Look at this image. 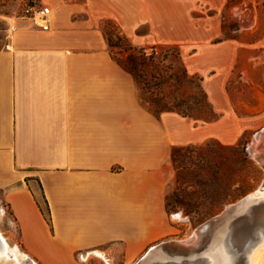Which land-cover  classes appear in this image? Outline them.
Listing matches in <instances>:
<instances>
[{
	"label": "crops",
	"instance_id": "1",
	"mask_svg": "<svg viewBox=\"0 0 264 264\" xmlns=\"http://www.w3.org/2000/svg\"><path fill=\"white\" fill-rule=\"evenodd\" d=\"M27 1L0 11V193L19 245L38 262L134 260L172 233L167 187L190 122L144 104L112 58L93 27L110 0H33L51 7L47 31L22 17Z\"/></svg>",
	"mask_w": 264,
	"mask_h": 264
},
{
	"label": "rangeland",
	"instance_id": "2",
	"mask_svg": "<svg viewBox=\"0 0 264 264\" xmlns=\"http://www.w3.org/2000/svg\"><path fill=\"white\" fill-rule=\"evenodd\" d=\"M19 1L0 0V11L19 10ZM109 13L93 27L136 78L143 103L190 122L167 187L172 233L151 246L188 239L264 185V133L256 135L264 128V0H110ZM232 40L242 41L239 61ZM0 233L20 256L0 264H136L151 247L134 260L94 251L88 259L79 253L39 263L22 252L1 193Z\"/></svg>",
	"mask_w": 264,
	"mask_h": 264
},
{
	"label": "water",
	"instance_id": "3",
	"mask_svg": "<svg viewBox=\"0 0 264 264\" xmlns=\"http://www.w3.org/2000/svg\"><path fill=\"white\" fill-rule=\"evenodd\" d=\"M264 133V128L256 133ZM264 240V185L199 225L185 240L161 241L136 264H249ZM227 256L222 260V252Z\"/></svg>",
	"mask_w": 264,
	"mask_h": 264
},
{
	"label": "built area",
	"instance_id": "4",
	"mask_svg": "<svg viewBox=\"0 0 264 264\" xmlns=\"http://www.w3.org/2000/svg\"><path fill=\"white\" fill-rule=\"evenodd\" d=\"M21 15L30 20L33 25L43 31L51 28L53 22V13L48 5L38 4L35 2H25L21 5ZM84 253H80L82 256Z\"/></svg>",
	"mask_w": 264,
	"mask_h": 264
},
{
	"label": "bare ground",
	"instance_id": "5",
	"mask_svg": "<svg viewBox=\"0 0 264 264\" xmlns=\"http://www.w3.org/2000/svg\"><path fill=\"white\" fill-rule=\"evenodd\" d=\"M260 245H264V240L260 242L249 254V264H264V250H260V247H259ZM95 254L106 259L103 252L96 251ZM21 255L23 257L26 256L25 254H21ZM226 257L227 256L225 255V253L222 252L221 254L222 260L225 261L227 259ZM10 258L12 260H18L20 259V256L18 253L14 251V248H12L8 244L6 238L0 233V261H3V260L5 261Z\"/></svg>",
	"mask_w": 264,
	"mask_h": 264
}]
</instances>
